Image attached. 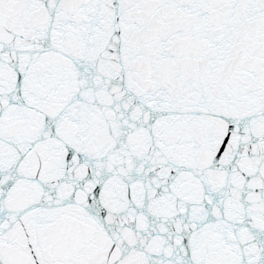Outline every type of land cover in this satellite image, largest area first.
<instances>
[{"label":"snow or ice","instance_id":"1","mask_svg":"<svg viewBox=\"0 0 264 264\" xmlns=\"http://www.w3.org/2000/svg\"><path fill=\"white\" fill-rule=\"evenodd\" d=\"M0 264H264V0H0Z\"/></svg>","mask_w":264,"mask_h":264}]
</instances>
